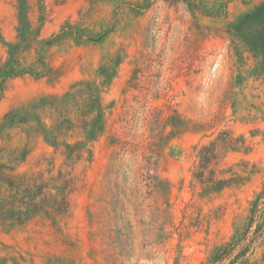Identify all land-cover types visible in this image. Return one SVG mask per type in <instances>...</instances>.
Masks as SVG:
<instances>
[{
  "label": "rangeland",
  "instance_id": "obj_1",
  "mask_svg": "<svg viewBox=\"0 0 264 264\" xmlns=\"http://www.w3.org/2000/svg\"><path fill=\"white\" fill-rule=\"evenodd\" d=\"M16 1L0 0V62L6 59L5 43L17 40ZM30 2V20L37 25ZM45 5L42 39L65 26H74L77 36L45 48L40 58L34 50L24 53L19 67L30 74L4 84L0 264L208 263L243 231L264 188V74L253 71L246 50L242 58L235 53L227 33L242 22L240 36L263 38L264 0H45ZM83 81L98 88L104 119L91 142L93 160L84 171L83 163L77 167L82 175L69 213L56 226L43 212L27 218L30 212L20 203L25 188L52 157L55 172L64 169L42 135L52 124L51 110L37 106ZM155 114L160 123L154 133L174 131L156 152L161 183L156 190L140 169ZM114 137L139 143L137 153L131 144L126 153L114 147ZM211 145L213 182L197 157ZM57 194L46 191L48 201ZM258 223H264V197L252 229ZM236 264H264V234Z\"/></svg>",
  "mask_w": 264,
  "mask_h": 264
},
{
  "label": "trees",
  "instance_id": "obj_2",
  "mask_svg": "<svg viewBox=\"0 0 264 264\" xmlns=\"http://www.w3.org/2000/svg\"><path fill=\"white\" fill-rule=\"evenodd\" d=\"M34 2V6L37 9V25H33L30 20V10L32 9L30 0L16 1L18 15L17 40L12 43H5L6 59L0 62V99L4 93L6 81L24 74H30L31 69L19 67L20 58L24 53L34 50L36 56L40 58V53L45 48L60 43L69 35L77 36L74 26H65L52 38L42 39L41 31L47 19L45 0H34ZM241 23L232 24L227 30L234 51L242 58L241 51L242 49L246 50L254 60L253 71L264 74V37L259 38L252 35L246 39L240 36ZM241 37L244 44L239 40ZM76 39L80 41L82 37L79 36ZM258 65L260 66L258 67ZM105 72V70L99 72L103 79L107 78ZM37 108L40 110L49 108L51 110L53 115L52 124L48 129L42 130V135L47 144L53 148V155L61 157L64 169L59 168L55 172L54 157H52L48 162V168L39 171L32 180V184L25 188L24 196L20 199V203L24 204L30 212L27 218L43 212L51 219L52 224L56 226L58 217L69 213L70 196L77 190L79 177L82 175L77 173V167L83 163L82 171H84L85 167L93 160L91 142L104 128L102 104L95 84L83 81L72 85L60 98L48 97L41 99ZM153 118L154 121L151 124L153 126L151 132L153 134L149 136L150 142L144 151L142 157L143 167L140 169L145 170V174L141 175L144 180L148 181L149 185L156 190L161 186L156 175L158 168L156 152L163 144L164 139L174 135L172 133L174 131H171L167 136H163V130L154 133V130L158 129L160 121L158 114H155ZM172 126L176 128L174 124ZM68 139L73 141H68ZM111 143L114 147L120 146L119 149L123 153L127 152L126 147L131 144L129 141L120 142L116 137L112 138ZM132 146L135 149L131 152L137 153L139 143ZM197 157L199 167L209 172V166L215 164V146H203ZM210 172H212L210 182H213L215 180L213 170ZM45 174L48 176L46 177ZM218 184H221L220 181ZM51 188L57 191L58 194L53 200L48 201L46 191ZM263 197L264 188L250 210V217L243 231L235 236L231 242L218 249L206 264L240 263V259L245 258L251 246L263 237L264 223H258L252 229L257 206ZM52 210L55 211L53 215H51ZM24 220L20 218L19 223L24 222ZM226 261L228 263H225Z\"/></svg>",
  "mask_w": 264,
  "mask_h": 264
}]
</instances>
